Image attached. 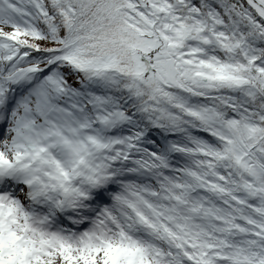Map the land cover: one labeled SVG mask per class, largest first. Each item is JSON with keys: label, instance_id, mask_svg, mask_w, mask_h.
I'll return each mask as SVG.
<instances>
[{"label": "snow or ice", "instance_id": "obj_1", "mask_svg": "<svg viewBox=\"0 0 264 264\" xmlns=\"http://www.w3.org/2000/svg\"><path fill=\"white\" fill-rule=\"evenodd\" d=\"M0 264H264V0H0Z\"/></svg>", "mask_w": 264, "mask_h": 264}]
</instances>
